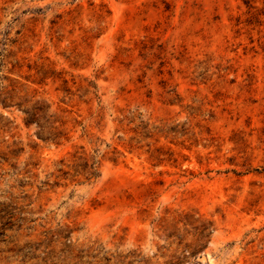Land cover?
Wrapping results in <instances>:
<instances>
[{
    "label": "rangeland",
    "instance_id": "1",
    "mask_svg": "<svg viewBox=\"0 0 264 264\" xmlns=\"http://www.w3.org/2000/svg\"><path fill=\"white\" fill-rule=\"evenodd\" d=\"M0 264H264V0H0Z\"/></svg>",
    "mask_w": 264,
    "mask_h": 264
}]
</instances>
